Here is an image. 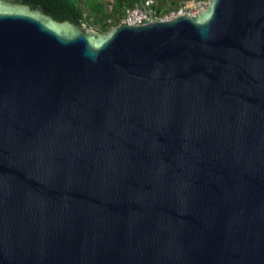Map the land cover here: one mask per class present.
<instances>
[{"label":"water","instance_id":"water-1","mask_svg":"<svg viewBox=\"0 0 264 264\" xmlns=\"http://www.w3.org/2000/svg\"><path fill=\"white\" fill-rule=\"evenodd\" d=\"M34 2L0 0V264H264V0Z\"/></svg>","mask_w":264,"mask_h":264},{"label":"trees","instance_id":"trees-1","mask_svg":"<svg viewBox=\"0 0 264 264\" xmlns=\"http://www.w3.org/2000/svg\"><path fill=\"white\" fill-rule=\"evenodd\" d=\"M145 0H35L30 6L43 5L46 13L58 21H73L106 33L125 19L129 9ZM153 8L161 16L184 0H152Z\"/></svg>","mask_w":264,"mask_h":264},{"label":"built area","instance_id":"built-area-1","mask_svg":"<svg viewBox=\"0 0 264 264\" xmlns=\"http://www.w3.org/2000/svg\"><path fill=\"white\" fill-rule=\"evenodd\" d=\"M210 0H184L176 9L159 15L152 7V0L140 2L135 7L128 10L125 19L121 24H142L154 20H169L180 15H198L203 12L209 5Z\"/></svg>","mask_w":264,"mask_h":264},{"label":"rangeland","instance_id":"rangeland-1","mask_svg":"<svg viewBox=\"0 0 264 264\" xmlns=\"http://www.w3.org/2000/svg\"><path fill=\"white\" fill-rule=\"evenodd\" d=\"M110 1H113V0H110ZM89 28L94 29L93 27H90V26H89ZM94 30H95V29H94Z\"/></svg>","mask_w":264,"mask_h":264}]
</instances>
